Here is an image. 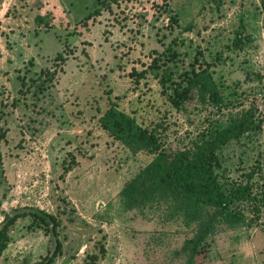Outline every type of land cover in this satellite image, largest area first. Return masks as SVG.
Here are the masks:
<instances>
[{"label":"rangeland","instance_id":"374dc122","mask_svg":"<svg viewBox=\"0 0 264 264\" xmlns=\"http://www.w3.org/2000/svg\"><path fill=\"white\" fill-rule=\"evenodd\" d=\"M207 67L223 106L197 96L175 107L176 90ZM113 104L168 149L255 106L259 128L219 151L217 173L263 183L264 0H0V228L15 212L55 215L54 264L93 254L97 264H264V212L251 226L217 225L191 262L183 249L199 225L187 226L172 195L125 205L126 183L156 156L102 129ZM31 224L17 222L1 264L47 255L50 237Z\"/></svg>","mask_w":264,"mask_h":264},{"label":"trees","instance_id":"16d2710c","mask_svg":"<svg viewBox=\"0 0 264 264\" xmlns=\"http://www.w3.org/2000/svg\"><path fill=\"white\" fill-rule=\"evenodd\" d=\"M173 23L178 24L177 17ZM241 44L242 40L238 38L237 47ZM141 78H145L144 74L139 75L136 82L139 83ZM162 82L167 80L163 79ZM187 82L171 98L175 107L179 108L197 96L216 108L223 106L222 89L209 67L193 71ZM256 111L257 108L252 106L237 116H230L222 128L205 132L184 147L171 149L162 144L157 131L139 124L135 116L115 104L100 118L102 129L115 140L128 142L137 150L156 156L152 163L126 183L122 197L125 205L133 209L158 195H172L183 212L187 226L199 225L197 235L187 241L183 249L189 253L191 262L203 254L202 241L217 225L251 226L264 212V181L253 183L255 172L247 175L248 181L232 185L223 183L217 173L220 167L219 151L259 128ZM246 203L250 204L252 217L244 207ZM22 218H31V225L44 228L51 239L47 255L37 264H54L63 255V244L59 237L61 222L58 217L43 210L15 212L6 217L0 228V264L2 255L12 241L10 233ZM98 261L99 255L93 254L84 264H97Z\"/></svg>","mask_w":264,"mask_h":264}]
</instances>
